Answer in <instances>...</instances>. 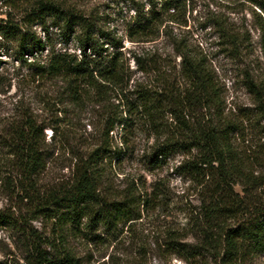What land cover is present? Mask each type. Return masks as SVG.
Segmentation results:
<instances>
[{"label": "trees", "instance_id": "1", "mask_svg": "<svg viewBox=\"0 0 264 264\" xmlns=\"http://www.w3.org/2000/svg\"><path fill=\"white\" fill-rule=\"evenodd\" d=\"M189 1L137 3L125 38L140 46L156 42L163 34L169 36L170 24L185 26L186 21L175 13L184 10ZM239 1L250 5L259 17L264 43V0ZM5 6L20 16L18 20L9 12L0 18V40L16 46L17 59L34 69L38 80L59 85L61 103L103 110L100 145L77 158L70 185L43 194L38 177L46 170L47 157L41 149L45 142L41 127L29 120L9 130V140L0 135L7 168L14 175L6 176L7 181L16 184L28 212L44 214L53 225L51 234H41L25 217L0 210V228L17 233L23 264H83L74 241L101 244L105 241L97 233L101 229L104 236L116 240L149 209L170 208L169 191L160 183L144 195L130 187L115 193L107 185V164L121 161L124 155V143L113 150L110 135L116 127L131 128L137 119L145 121L157 136L149 162L158 165L174 153L190 155L178 172L198 192V205L193 206L186 223L179 229L166 227L157 247L186 264H264V173L236 149L233 123L195 116L198 109L211 112L221 104L202 55L174 42L185 82L178 93L163 77H156L157 88L135 82L131 86L130 60L144 75L160 73L150 53L141 56L130 51L127 59L122 38L97 29L90 16L65 0H8ZM73 41L77 42L75 52L70 51ZM256 105L264 116L263 91L256 92ZM166 114L172 116L174 128L162 125ZM140 249L145 257V247Z\"/></svg>", "mask_w": 264, "mask_h": 264}, {"label": "rangeland", "instance_id": "2", "mask_svg": "<svg viewBox=\"0 0 264 264\" xmlns=\"http://www.w3.org/2000/svg\"><path fill=\"white\" fill-rule=\"evenodd\" d=\"M7 1L0 0V18L10 12L19 20L20 16L5 6ZM65 1L90 16L97 29L122 38L127 59H130V51L153 56L160 70L158 76L140 73L134 62L129 61L131 86L135 82L157 88L156 77H163L178 93L184 89L185 82L174 42L182 43L193 54L202 55L221 104L211 112L198 109L195 116L223 118L233 123L237 129L232 134L236 149L242 158L254 163L258 172L264 173V116L256 105V92H264V43L260 19L250 5L239 0H190L184 10L175 13L186 21L185 26L168 23L171 25L167 28L169 36L163 34L156 42L135 46L125 36L137 3L147 0ZM37 31L43 37L41 30ZM0 44V135L9 140V130L25 121L35 122L43 130L45 142L41 149L47 157L46 170L38 177V189L43 194L48 189L68 186L73 180L77 158L102 142L103 121L99 117L103 110L92 106L78 109L68 102L61 103L59 85L38 80L35 70L17 59L15 45L1 40ZM60 47L58 44V49ZM76 47L77 42L73 41L70 51L75 52ZM133 122L131 128L116 127L110 135L108 141L113 150L124 143V155L121 161L107 164V185L115 193L130 187V191L144 195L160 183L169 191L170 208L149 209L129 232L122 231L116 240L104 236L101 229L97 233L105 237L103 243L76 240L73 246L83 264H186L156 244L162 243L166 227H183L193 206L198 205L195 184L178 172L179 165L190 155L174 153L162 163L152 164L149 157L157 136L145 121ZM171 124L172 116H163L162 125L174 128ZM6 152L0 146V210L25 217L38 233L51 234L53 225L49 217L28 212L29 208L20 201L16 184L7 181L6 176L14 175L7 168ZM236 191L240 192V188ZM141 246L145 247V257H142ZM23 254L15 230L0 228V263L23 264Z\"/></svg>", "mask_w": 264, "mask_h": 264}]
</instances>
